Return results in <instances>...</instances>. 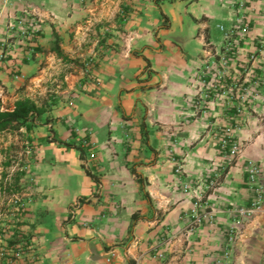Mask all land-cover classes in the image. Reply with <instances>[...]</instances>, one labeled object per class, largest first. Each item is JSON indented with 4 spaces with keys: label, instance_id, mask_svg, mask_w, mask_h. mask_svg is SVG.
<instances>
[{
    "label": "crops",
    "instance_id": "crops-1",
    "mask_svg": "<svg viewBox=\"0 0 264 264\" xmlns=\"http://www.w3.org/2000/svg\"><path fill=\"white\" fill-rule=\"evenodd\" d=\"M23 10L39 31L13 39L6 57L0 49V112L27 99L43 113L0 132V264H213L237 225L227 210L253 197L246 160L264 185V0H0V44ZM224 31L232 73L198 110ZM254 78L256 95L237 113L229 87ZM227 126L242 153L208 194L211 220L187 235L193 203L180 183L221 171ZM239 226L229 264H264V203Z\"/></svg>",
    "mask_w": 264,
    "mask_h": 264
},
{
    "label": "built area",
    "instance_id": "built-area-1",
    "mask_svg": "<svg viewBox=\"0 0 264 264\" xmlns=\"http://www.w3.org/2000/svg\"><path fill=\"white\" fill-rule=\"evenodd\" d=\"M35 21H34V19ZM31 21H27V20ZM36 18L31 15L28 10H23L20 14L14 16L11 20L7 22V39L0 44L1 46V57H6L9 55L8 48L11 46V41L15 38L18 39H35L37 37L38 29L36 28ZM245 29V27H244ZM220 30H223L220 27ZM224 44L220 54L216 60L210 61L207 66H205L203 74L200 76V80L203 83V88L194 98L195 108L198 110L204 109L205 101L209 97L218 98L221 94L222 84L231 76V69L229 66L230 55L232 53L233 43L231 41L230 33L224 31L223 34ZM262 46H264V41L262 40L259 44L256 53L261 52ZM256 53L249 56V60L243 67L242 73L245 75L252 69V64L256 61ZM215 72V73H213ZM245 73V74H244ZM210 76L208 83H206V75ZM206 78V79H205ZM259 84V80H247L241 84V87L237 85V82H233L229 87V93L227 94L229 103L236 102L235 110L240 113L242 108L248 102L250 98L256 95V85ZM235 127L227 126L221 131V135L218 140V150L220 156L223 159V165L219 173L213 174L208 179H199L194 183L181 182L185 193H188L190 199L193 203V210L188 221L186 228V234L189 235L196 227H198L203 221L211 220V213L207 210V197L208 194L213 191L217 185L221 175H224L233 165L236 164L238 158L242 153V143H240L233 134ZM18 164L16 161H11ZM244 172L247 178V185L253 191V197L250 203L244 207H237L228 209L227 212L235 216L237 225L234 228H230L226 236V249L225 251L213 262V264H229L231 261V253L233 246L239 235V225L245 220L251 219L256 214L261 212L264 203V185L262 183V172L261 168L255 161L246 160L243 163ZM174 173L179 177L182 176V170L180 166H177ZM14 203L21 206L17 199ZM81 204V199L76 201L70 206L69 212L70 216L73 218L76 215L77 210ZM86 226V224H83ZM4 249H0V256L5 255ZM22 249L20 246H15L12 248L11 258L20 259L22 257ZM113 252H110L107 261L110 262L113 258ZM161 257V255H160Z\"/></svg>",
    "mask_w": 264,
    "mask_h": 264
},
{
    "label": "trees",
    "instance_id": "trees-1",
    "mask_svg": "<svg viewBox=\"0 0 264 264\" xmlns=\"http://www.w3.org/2000/svg\"><path fill=\"white\" fill-rule=\"evenodd\" d=\"M53 51L56 53L58 57L67 60L64 57L60 46L58 38L55 37V44L53 47ZM43 113L42 109L37 108L31 101L25 99L21 101H17L15 103L14 110L11 112H0V132L3 131H17L21 126H24L30 120H37L39 116ZM83 154V152L81 151ZM84 161L82 159V167H84ZM86 172L90 174V172L86 169Z\"/></svg>",
    "mask_w": 264,
    "mask_h": 264
},
{
    "label": "rangeland",
    "instance_id": "rangeland-1",
    "mask_svg": "<svg viewBox=\"0 0 264 264\" xmlns=\"http://www.w3.org/2000/svg\"><path fill=\"white\" fill-rule=\"evenodd\" d=\"M119 14H120V17L122 18V20L126 17V13H125V11H124V9H123V7H121V4H119ZM251 55V54H250ZM249 55V56H250ZM249 56H248V59H247V61L246 62H248V60H249ZM217 58V57H216ZM216 58H214V57H212V59L210 60V61H213V60H216ZM230 59H231V57H230ZM231 69V68H230ZM231 71H232V69H231ZM213 73H215V72H213ZM206 75V74H205ZM211 76V75H210ZM210 76H207L206 75V77H210ZM206 79V78H205ZM15 152V150L13 151V153ZM12 153V154H13ZM15 154V153H14ZM14 154H13V156H14ZM11 161H16L15 159H10V165L11 166H15V163H11ZM16 168V167H15ZM17 172H16V169H14V170H12V168H10L9 169V171H8V176H9V179H13V177H14V175L16 174Z\"/></svg>",
    "mask_w": 264,
    "mask_h": 264
}]
</instances>
